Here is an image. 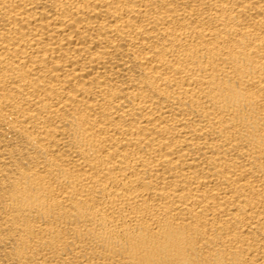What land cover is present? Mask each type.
<instances>
[{"label":"bare ground","instance_id":"bare-ground-1","mask_svg":"<svg viewBox=\"0 0 264 264\" xmlns=\"http://www.w3.org/2000/svg\"><path fill=\"white\" fill-rule=\"evenodd\" d=\"M0 264H264V0H0Z\"/></svg>","mask_w":264,"mask_h":264}]
</instances>
